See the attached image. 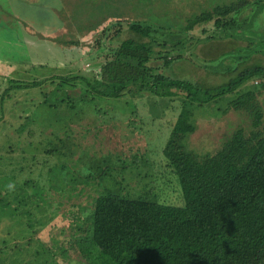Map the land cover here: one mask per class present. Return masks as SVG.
<instances>
[{"label": "trees", "instance_id": "1", "mask_svg": "<svg viewBox=\"0 0 264 264\" xmlns=\"http://www.w3.org/2000/svg\"><path fill=\"white\" fill-rule=\"evenodd\" d=\"M143 1L142 9L134 4L127 7L140 16L148 13V19L131 20L124 36V28L120 27L113 36L120 38L118 44L109 48V55L90 75L80 71L29 80L1 74L0 105L3 107L6 97L11 98L16 90L42 86L51 87L43 94L46 102L56 96L59 101L70 103L71 110L77 108L78 100L87 98L85 93L92 100L117 99L132 93L133 97L146 95L141 97L152 99L148 95H154L180 101L178 109L171 105L178 112L164 136L160 153L164 167L178 178L184 205L163 203L148 194L132 197L118 187H106L95 197L88 217L79 218L81 223L75 227L70 249L84 264H264V106L260 101L264 93V65H249V58L238 59L234 66L221 61L214 66L205 65L215 74L228 76L226 81L214 85L164 73L175 62L186 59L185 50L207 39L223 40L234 32L235 40L252 44L248 35L254 31L248 33L246 28L251 29L263 14L264 0L211 4L185 23L176 38L173 25L178 23L171 14L174 10H170L178 8L175 3L169 6L165 0H161V5H155L157 0ZM162 9L170 14L158 16L156 13ZM150 18L162 24L150 23ZM122 21L118 24L123 25ZM251 21L254 25L249 24ZM205 23L211 28L202 29L204 33L210 31L208 38L191 37L193 30ZM107 27L101 35H107ZM103 38L98 41L99 49L104 47ZM257 77L260 81L248 84ZM210 105H218L224 115L230 111L246 114L250 125L234 129L213 151L200 152L189 147L188 139L198 130L195 110ZM104 162H93L97 179L111 175L115 168L124 173L126 165ZM92 177L89 174L83 183L89 184ZM25 190L21 183L13 191L7 189L0 198V207L6 209L11 202L18 204L24 212L22 216L29 217L26 227L32 238L39 241L43 229L36 228L39 218L34 208L39 206L37 201L45 200L44 194L37 187L31 194ZM10 215L12 221L17 217ZM9 238L13 239L11 246V241L0 236V264H21L22 254L27 255L25 260L32 258L36 264H46L42 261L46 253L41 246L31 255V250L20 247L23 244L18 239L22 236ZM27 242L31 240L28 238Z\"/></svg>", "mask_w": 264, "mask_h": 264}, {"label": "rangeland", "instance_id": "2", "mask_svg": "<svg viewBox=\"0 0 264 264\" xmlns=\"http://www.w3.org/2000/svg\"><path fill=\"white\" fill-rule=\"evenodd\" d=\"M110 1L124 3V6L134 4L141 9L145 2ZM231 1L165 0L166 5L175 3L174 6L178 7L170 8L174 10L171 14L178 23L173 25V38L185 23L196 17L195 14L209 9L211 4ZM155 2V5L162 4L161 0ZM53 3L61 8L58 0H0V75L29 80L80 71L90 75L109 55V48L118 44L120 38L113 36L120 27L124 28V36L131 20L149 17L148 13L146 16H129L121 19L123 25L109 22L104 36L101 33L106 25H95L94 21L83 28H67L69 21H64V14L59 15L60 11L53 9ZM126 9L135 12L128 7ZM166 13L170 14L162 9L156 14L165 16ZM86 15L88 22L93 20V15L88 17V12ZM149 20L150 23L162 24L156 19ZM77 22L82 20L77 19ZM209 25H199L191 37L208 38L210 31L204 33L202 29ZM60 26L64 30L58 31ZM251 30L254 32L248 36L252 44L235 40L234 32L223 40L207 39L197 47L185 50L186 59L175 62L164 73L172 77H192L214 85L226 81L228 76L215 74L205 65L214 66L221 61L234 66L238 59L244 58H249L246 61L249 65H264V11L251 29L246 28L248 33ZM76 31L78 35H74ZM100 37L105 39L102 49L98 47ZM253 79L248 84L259 80L258 77ZM77 84L83 88L81 83ZM50 88L16 90L11 98L6 97L3 107L0 105V198L6 193L7 185L21 183L26 188L25 193L31 194L36 187L40 188L45 199L37 201L39 206L34 208L39 218L36 228L43 229L39 241L32 238L26 227L29 217H23L22 208L14 202L6 209L0 207V236L11 241L9 246L13 244L10 236H22L25 242L18 239L23 244L20 247L31 250V255L41 246L46 253L42 261L45 260L46 264H84L70 249L71 241L75 239L77 223H81L79 218L88 217L95 197L104 188L118 187L122 193L132 197L148 194L163 203L184 205L178 178L164 167L160 153L164 136L178 112L171 105L178 109L180 101L154 95H148L154 97L152 99L141 97L146 95L133 97L132 93L117 99L96 97L92 100L91 95L85 93L87 98L78 100L77 108L71 110L70 103L59 101L56 96L47 102L43 99V94ZM260 101L264 106V93ZM217 107L210 105L195 110L198 130L188 139L190 148L200 152L213 151L234 129L240 125L249 127L250 119L246 114L230 111L224 115ZM159 117L166 119L157 120ZM108 160L118 166L126 165L124 173L115 168L111 175L97 179L93 162L102 161L104 164ZM89 174L93 176L91 181L83 183ZM1 181L4 182L1 184ZM26 181H29L27 186ZM12 197L10 194L9 199ZM10 213L17 214L14 221ZM28 238L31 242H27ZM25 258L27 255L22 254L21 264H36L35 259Z\"/></svg>", "mask_w": 264, "mask_h": 264}, {"label": "crops", "instance_id": "3", "mask_svg": "<svg viewBox=\"0 0 264 264\" xmlns=\"http://www.w3.org/2000/svg\"><path fill=\"white\" fill-rule=\"evenodd\" d=\"M58 1L61 4V9H60L59 6L55 5L54 3H53V9L60 11L59 15L62 14V13L64 14L66 11H70V15H71L72 10L74 8L75 13L78 14L79 18H81V19H79V18L78 19L82 20V22L79 23V22L76 21V19H77L76 15L74 16V18H73L75 20L74 23H76L78 25L86 24L85 20H87L86 19L87 15L85 16V14L87 12H88V17L91 16V15L94 16L95 13L97 11H99V12H102V13L106 14L108 17H110V18L112 17L113 18V14H108L107 12L104 11V9H107V8L105 6L99 4L100 0H58ZM104 1L105 2L109 1L111 3H115V4H118V5L122 6V7H125L123 5V3H121V2H119L120 3L119 4V3H116V2H112L110 0H104ZM125 8H127V7H125ZM75 13L73 12V14H75ZM111 13H115V10H112ZM73 14H72V17H73ZM136 14L137 13H135V16H137ZM126 18H129V16H126ZM71 22H73V20H71ZM101 24H104V23L102 22Z\"/></svg>", "mask_w": 264, "mask_h": 264}, {"label": "flooded vegetation", "instance_id": "4", "mask_svg": "<svg viewBox=\"0 0 264 264\" xmlns=\"http://www.w3.org/2000/svg\"><path fill=\"white\" fill-rule=\"evenodd\" d=\"M61 9V8H60ZM59 9V10H60ZM73 12L75 13V10H74V8H73V10H72V13H71V15H70V11H66L65 13H64V15H63V17H65L64 18V21H69V25L67 26V28L69 27L70 29H72L71 27H73V26H81L82 28L84 27V26H87V25H90L93 21V23L95 24V25H100L102 22L104 23V24H102L103 26L104 25H106L107 26V23H116L117 24V22L119 21V20H121V19H125L126 17H124V16H122V15H116V16H113V18L111 17H108L106 14H104V13H102V12H99V11H97L96 13H95V15H94V17H93V20L92 21H90V22H88L87 20H85L86 21V24H80V25H78V24H76V23H74V21L73 22H71V20H73V18H74V16L76 15V17H77V19L79 18L78 17V14H73ZM63 14V13H62ZM72 14H73V17H72ZM115 14H117L116 12H115ZM119 19H118V18ZM123 17V18H122ZM77 19H76V21H77ZM79 19H81V18H79ZM127 19V18H126ZM63 21V22H64ZM96 21V22H95ZM60 25H63V23H61ZM62 30H64L61 26H60V28L58 29V31H62ZM70 34L72 35V33L70 32ZM74 35H78V33H77V31L76 32H74Z\"/></svg>", "mask_w": 264, "mask_h": 264}, {"label": "water", "instance_id": "5", "mask_svg": "<svg viewBox=\"0 0 264 264\" xmlns=\"http://www.w3.org/2000/svg\"><path fill=\"white\" fill-rule=\"evenodd\" d=\"M99 4L100 5H103L105 6L107 9H104L105 12H107L108 14H113V16H116V15H128V16H132L134 17L135 16V12L131 11V10H127L125 7H122L118 4H115V3H111V2H105L104 0H100L99 1ZM115 10V13H111L112 10Z\"/></svg>", "mask_w": 264, "mask_h": 264}, {"label": "clouds", "instance_id": "6", "mask_svg": "<svg viewBox=\"0 0 264 264\" xmlns=\"http://www.w3.org/2000/svg\"><path fill=\"white\" fill-rule=\"evenodd\" d=\"M6 187H7V189H8L9 191H13L14 188H15V185H14V184H9V185H7Z\"/></svg>", "mask_w": 264, "mask_h": 264}]
</instances>
